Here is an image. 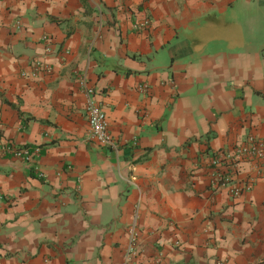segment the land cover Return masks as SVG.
<instances>
[{"label": "crops", "instance_id": "crops-1", "mask_svg": "<svg viewBox=\"0 0 264 264\" xmlns=\"http://www.w3.org/2000/svg\"><path fill=\"white\" fill-rule=\"evenodd\" d=\"M79 75L115 149L88 138ZM249 137L264 0H0V144L39 149L0 157V264H120L132 224L129 264H264Z\"/></svg>", "mask_w": 264, "mask_h": 264}, {"label": "built area", "instance_id": "built-area-1", "mask_svg": "<svg viewBox=\"0 0 264 264\" xmlns=\"http://www.w3.org/2000/svg\"><path fill=\"white\" fill-rule=\"evenodd\" d=\"M33 68L35 71L47 72L45 66H42L39 62L34 63ZM77 84L86 97L85 114L88 126V138L100 147L109 149H115V144L110 137L107 130L106 116L99 105L92 100L93 90L87 85L84 76L79 75L77 77ZM39 155L38 147L22 146L17 147L12 143L0 144V157L10 158L20 161L24 164H33L34 159ZM235 156L237 159H248L255 163V166L259 170H264V142L261 140H255L253 138H247L244 144L240 145L236 151ZM218 160H213L212 165H218ZM38 177H41L38 174ZM222 184V181L218 183ZM234 194H237V190H234ZM127 246L124 254V258L120 264H129L131 257L134 254V243L136 239L134 224L127 228Z\"/></svg>", "mask_w": 264, "mask_h": 264}, {"label": "trees", "instance_id": "trees-1", "mask_svg": "<svg viewBox=\"0 0 264 264\" xmlns=\"http://www.w3.org/2000/svg\"><path fill=\"white\" fill-rule=\"evenodd\" d=\"M114 71H115V70H114ZM122 72H123L124 75H129V74H131V72H130V71H127V70H123Z\"/></svg>", "mask_w": 264, "mask_h": 264}]
</instances>
